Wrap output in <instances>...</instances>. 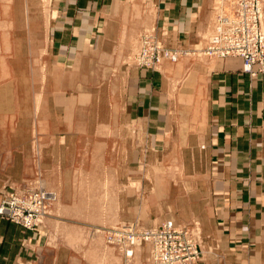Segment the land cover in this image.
I'll use <instances>...</instances> for the list:
<instances>
[{
    "label": "crops",
    "instance_id": "0c3cea01",
    "mask_svg": "<svg viewBox=\"0 0 264 264\" xmlns=\"http://www.w3.org/2000/svg\"><path fill=\"white\" fill-rule=\"evenodd\" d=\"M214 3L50 0L48 59L52 87L62 90L52 97L67 109L68 128L50 151L59 154L55 166L42 161L41 168L58 194L57 217L76 215L69 207L74 171L91 178L90 154L100 152L117 184L148 177L147 224L199 222L197 264H264V73H243L238 56L156 69L120 61L113 77L107 65L93 64L95 53L126 57L144 34L168 48L202 44ZM141 167L147 176L130 174ZM4 184L0 176V197ZM116 200L121 218L138 215L140 196L120 192ZM55 228L71 238L77 232L74 224ZM51 232L45 223L26 230L0 218V264H107L92 231L67 244L51 243Z\"/></svg>",
    "mask_w": 264,
    "mask_h": 264
},
{
    "label": "rangeland",
    "instance_id": "374dc122",
    "mask_svg": "<svg viewBox=\"0 0 264 264\" xmlns=\"http://www.w3.org/2000/svg\"><path fill=\"white\" fill-rule=\"evenodd\" d=\"M215 4L216 2L212 8L213 20ZM51 16L50 0H0V176L5 182L0 203L7 195H25L29 200V206L36 214L41 208L37 224L30 228L6 216L0 215V218L13 222L26 230H34L45 223L50 226L52 231L49 237L51 243L58 241H63L65 244L67 241L81 242L85 240L83 230L92 231L93 237L89 240L98 244L101 238L99 244L109 259L107 264H121L122 259V264H141L145 258L149 264H154L150 246L143 240L134 249L131 258L124 257L123 253L107 242L111 230L123 228V226H133L135 230L139 231L158 230L171 224L174 230H186L182 234L173 232L174 238L178 241L188 234L189 240L194 244V252H197L198 256L197 260L191 264H197L203 254L200 247L202 234L199 222L195 219L176 222L174 219L165 218L157 223L147 224L149 218L142 202L146 197L147 189L152 187L148 177H144L143 180L137 178L139 183L132 181L129 184H117L114 170L104 167V157H101L100 152L90 154L89 164L93 169L91 178L85 177L81 170L74 171L73 183L70 186L72 201L69 207L76 215L63 217L55 215L61 214L60 211H56L59 206L58 194L52 183L53 180L46 178L41 163L43 161L45 164L49 163L50 167L55 166L51 164V158L54 155L56 161L59 154H53L50 151L53 145L59 144L58 141L61 138L59 136L68 128V121L66 120L67 109L54 105L52 97L53 94L62 90L57 86L56 88L52 87L51 64L48 59L50 43L47 39V28ZM146 36L153 38L166 51H177L178 54H181L180 57L171 61L168 57L163 56L151 67L138 63L136 57L142 50ZM208 38L202 44L188 48H168L155 35L144 34L134 42L132 51L126 57L120 59L115 56L95 53V63L93 64L107 65L110 77L115 76L120 61H130L129 63L135 66L147 69H156L162 62L178 65L184 59L194 61L207 58L203 55H193L192 51L206 46ZM120 46H123V43ZM43 154L49 155L48 159L43 160ZM60 155L65 156L63 153ZM112 155L114 154L109 153V156L112 157ZM110 167L111 165L108 164V168ZM131 170L130 174L138 176H147L145 174H148L149 171L142 167ZM155 170L159 174L164 173L163 168ZM41 191L52 193V195L45 200L39 197ZM120 192L127 193L129 198L140 196L137 206L140 202L141 206L137 208L139 210L137 216L133 218L119 216L116 196ZM62 208H67V206H62ZM24 214H30V212L24 210ZM71 224L75 225L78 232H74L73 238L67 233L58 234L56 231L57 225L67 227ZM191 230L194 235L189 234Z\"/></svg>",
    "mask_w": 264,
    "mask_h": 264
},
{
    "label": "built area",
    "instance_id": "2783aa9c",
    "mask_svg": "<svg viewBox=\"0 0 264 264\" xmlns=\"http://www.w3.org/2000/svg\"><path fill=\"white\" fill-rule=\"evenodd\" d=\"M263 12L264 0H218L214 7L213 32L207 39L206 46L193 50L192 54L213 59L239 56L243 60V72L251 76L264 73ZM179 55L181 54L177 51L164 50L153 38L146 36L136 60L151 67L163 56L175 61L180 57ZM254 65L257 66L256 70L253 69ZM51 195L52 193L41 191L39 197L46 200ZM28 201L25 195H7L0 203V215L25 227L35 226L41 208L36 214ZM24 210L29 211L30 214H24ZM111 231L107 242L115 246L126 258L132 257L134 249L142 240L150 246L154 264H191L198 258L188 234L178 241L174 238L173 232L182 234L186 230H174L171 224L158 230L139 231L133 226H123ZM189 234L194 235L193 230Z\"/></svg>",
    "mask_w": 264,
    "mask_h": 264
},
{
    "label": "bare ground",
    "instance_id": "6f19581e",
    "mask_svg": "<svg viewBox=\"0 0 264 264\" xmlns=\"http://www.w3.org/2000/svg\"><path fill=\"white\" fill-rule=\"evenodd\" d=\"M218 0H216L215 2H217ZM213 25H214V23H213ZM212 32H213V30H212ZM212 34V33H211ZM135 50V49H134ZM130 62V61H129Z\"/></svg>",
    "mask_w": 264,
    "mask_h": 264
}]
</instances>
